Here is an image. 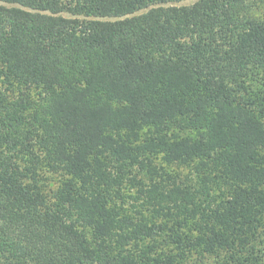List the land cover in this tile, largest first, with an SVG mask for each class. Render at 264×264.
<instances>
[{"label":"trees","instance_id":"16d2710c","mask_svg":"<svg viewBox=\"0 0 264 264\" xmlns=\"http://www.w3.org/2000/svg\"><path fill=\"white\" fill-rule=\"evenodd\" d=\"M188 1L0 0V264H264V0ZM149 153L204 175L118 218L122 160Z\"/></svg>","mask_w":264,"mask_h":264},{"label":"rangeland","instance_id":"374dc122","mask_svg":"<svg viewBox=\"0 0 264 264\" xmlns=\"http://www.w3.org/2000/svg\"><path fill=\"white\" fill-rule=\"evenodd\" d=\"M195 1L197 0L184 2L179 5H189ZM147 137L148 136L143 135L139 138H131L128 146L138 147ZM37 154L41 160H43V164L40 166V178L45 189L47 191H56L59 188H64L72 177L65 174L62 170L55 172L54 167L48 165L49 161L47 157L45 159V155H42L40 152ZM142 159H145V161L147 160V167L144 171L140 169L139 165H132L129 158L122 160L126 165L125 171L122 173V178L114 183V190L117 192L115 194L117 198L115 201V210L118 218L127 217L136 222L154 221L156 219L153 212L150 210L147 201L140 191L143 185L149 186L157 182L170 185L174 181L184 183L189 180H198L204 175V173L200 171L201 166L199 161H196L192 167H188L170 162L168 155L165 153H149L147 156L143 155ZM115 160V156H109L106 165L111 167ZM164 227L160 240H167L169 243L167 248H173L176 253L193 249L191 246L195 244V238L198 234L194 223L190 222L189 225L179 227L168 222L164 223ZM193 257V262H195L197 255L193 254Z\"/></svg>","mask_w":264,"mask_h":264}]
</instances>
